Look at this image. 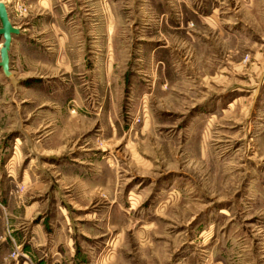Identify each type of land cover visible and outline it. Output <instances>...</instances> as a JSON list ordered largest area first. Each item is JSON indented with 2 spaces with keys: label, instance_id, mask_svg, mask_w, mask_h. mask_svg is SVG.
<instances>
[{
  "label": "rangeland",
  "instance_id": "1",
  "mask_svg": "<svg viewBox=\"0 0 264 264\" xmlns=\"http://www.w3.org/2000/svg\"><path fill=\"white\" fill-rule=\"evenodd\" d=\"M78 10L0 79V264H264V0Z\"/></svg>",
  "mask_w": 264,
  "mask_h": 264
},
{
  "label": "crops",
  "instance_id": "2",
  "mask_svg": "<svg viewBox=\"0 0 264 264\" xmlns=\"http://www.w3.org/2000/svg\"><path fill=\"white\" fill-rule=\"evenodd\" d=\"M2 1L5 2V0ZM26 1L30 6V11L29 13L25 14L23 17L15 16V14L13 13L11 14L9 10L12 9L11 11H13V5L11 4L9 5L6 3L11 22L20 30L18 34L14 35L10 44L9 75H5L2 69H0V79L4 78L5 76L10 77L9 81L10 84L12 85L17 84L16 81L17 82L19 81V78L22 75L21 73H25L26 71H28V75H29V73L32 71V70L30 71L29 69L30 67L28 68V70L23 68L25 64L30 66V65H37L38 63L43 64L45 62V56L43 55V52H39L37 54L31 51L32 48H34L33 44L35 43L34 42L35 39L33 38L32 34L29 33V29H31L33 26L39 28V26L42 24L40 22V19H42V15H44V13H48V11L46 10H50L51 12L52 10L55 9L58 13V16L57 15L55 16V14L51 13V16L53 17V19L51 20V25L53 26V28H55V33L58 35V38L60 40L63 41L67 40L69 39V36L71 37V39H73V36L75 35L77 37L79 33L77 28H75V30L71 29L70 31L68 29L64 30L62 27L63 24H73L75 25V27L78 24H82L81 20H79L80 22L78 21L79 18L78 0H26ZM68 12H70L72 16L69 17L70 19H65L64 15ZM73 30L75 32H73ZM2 40L3 38L1 37L0 46L2 44ZM75 45H76L75 51L60 49L61 51L58 53V55L56 54L54 56L55 63H58L61 66H63L65 72L71 71L72 73H77L78 64H79L78 61H80V63H82L83 61V54L82 52H80L78 57L77 44ZM28 77L31 76L29 75ZM2 83L3 82L1 81L0 84ZM34 232H35V239L40 242L43 238L42 233L39 231L38 228Z\"/></svg>",
  "mask_w": 264,
  "mask_h": 264
},
{
  "label": "water",
  "instance_id": "3",
  "mask_svg": "<svg viewBox=\"0 0 264 264\" xmlns=\"http://www.w3.org/2000/svg\"><path fill=\"white\" fill-rule=\"evenodd\" d=\"M20 32L10 20L7 5L0 0V37L3 38L0 46V68L5 75H9V49L14 35Z\"/></svg>",
  "mask_w": 264,
  "mask_h": 264
}]
</instances>
